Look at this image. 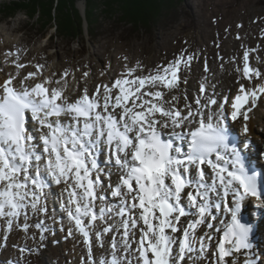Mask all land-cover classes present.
<instances>
[{
  "label": "snow or ice",
  "instance_id": "obj_1",
  "mask_svg": "<svg viewBox=\"0 0 264 264\" xmlns=\"http://www.w3.org/2000/svg\"><path fill=\"white\" fill-rule=\"evenodd\" d=\"M192 59L181 55L139 76L135 75L141 67L137 64L111 86L98 85L92 95L85 88L71 101L66 95L67 71L55 82L45 79L31 87L22 82L17 88L10 77L0 85V219L7 230L14 223L20 227L23 217L22 229L27 231L29 210L47 213L50 184L46 175L52 183L64 185L63 208L83 236L89 258L96 221L119 217L115 225L96 233L99 240L114 228L122 232L120 241L112 238L111 259L101 257L99 264H185L186 258L196 264L190 254L207 250L203 238L199 249L193 246L196 230L209 218L216 220L211 210H220L222 204L230 220H221L223 227L216 230L222 238L215 246V264H236V254L253 247L254 221L244 220L241 207L248 197L264 196L261 174L250 171L240 149L230 143L224 115L227 97L215 114L211 106L217 100L212 97L202 103L198 96L196 108L185 103L187 111L178 107L177 96L166 99L179 86L182 67H189ZM237 71L249 80L262 75L249 64L247 51ZM38 74L42 73H29L25 80ZM52 83L58 86L50 88ZM200 92H206L204 84ZM261 95L264 83L249 89L241 84L231 100V119L242 118L245 133L248 114ZM101 145L119 172L114 187L112 173H105L98 161ZM102 174L107 175V189L118 203L107 201ZM229 197L231 206H227ZM189 209H195L198 218L181 227V218L193 215ZM259 214L264 219V209ZM35 227L45 230L42 221ZM177 232L182 235L177 237ZM244 264L255 261L246 259Z\"/></svg>",
  "mask_w": 264,
  "mask_h": 264
},
{
  "label": "rangeland",
  "instance_id": "obj_2",
  "mask_svg": "<svg viewBox=\"0 0 264 264\" xmlns=\"http://www.w3.org/2000/svg\"><path fill=\"white\" fill-rule=\"evenodd\" d=\"M107 1H109L107 6L103 0L94 1L93 5L98 7V11L93 13V10L90 11L93 6L88 4V0H78L75 9L84 20L81 26L75 22L73 15L75 9L64 8L62 15H69V18L64 17V19L72 22L70 26L72 35H67L64 28L62 31L58 30L57 26L62 20L58 16L57 19H53L54 13L52 19L46 15L42 20L37 15L29 16L21 10L12 17H6L15 8H26L29 4L35 6L40 2L39 0H0V46L2 49L5 47L6 38L11 43L8 49L0 51V74L4 73V68L14 69L15 72L6 75V80L14 77L13 83L21 86L22 82L23 84L29 82V79L23 81L18 78L21 74L19 71L24 68L28 74L42 73L37 75L41 80H51V76L54 75L55 81L60 80L67 71L71 88L77 90L76 82L86 83L88 78L92 79L96 67L99 68L100 75H106L113 70H119V73L123 74L128 68H135L139 64L141 67L137 69L136 74L147 75L158 66H166L181 55L187 57L191 54L193 59L190 66L182 67L179 73V86L166 96V99L171 98L172 95L177 96L180 105L185 107V103L192 104V101H195L196 93L200 91L202 82L198 81L200 76L196 78L195 73H205L206 64L209 63L213 68L212 64L215 63V74L223 70L225 63L228 64L232 59H239V64L243 67V51L251 50L250 61L260 60L256 64L260 65L262 61L260 66L264 65V55L261 50L264 48V0H146V6L139 5L137 0ZM88 11L92 12V20H94L91 26L92 35L89 33V24L85 19ZM210 28L213 30V36L203 39L205 30ZM251 30L253 36L250 39L246 37V32ZM229 39L232 42H229ZM19 47L24 54L23 57L17 50ZM119 52H126V57L119 55L117 58ZM88 59L92 62L82 64V61ZM17 64L24 67L18 68ZM29 64L32 65L30 68H28ZM38 65H42L43 68L38 69ZM85 73L87 76L84 75ZM202 76L206 77L204 74ZM35 78L30 81L33 83ZM108 81H111V78ZM2 83H4L3 79L0 80V85ZM191 83H194L193 88L189 87ZM83 85L84 88L88 86ZM105 181L108 182L107 179ZM96 204L99 209L100 201ZM63 214V219L55 218L57 222L53 216L47 217L51 223L57 224L56 230L52 225L47 224L50 223L47 221L45 225L50 229L47 228L48 226H43L45 230L41 232L35 225L44 221L41 216L43 214L34 215L30 212L28 220L33 219L34 215L37 221L32 220L30 224L32 227L25 231L24 236L11 235L9 238L6 223L0 221V264H46V262L78 264L77 255L81 250L80 246L84 252V255L82 254L85 256L82 259L84 262L89 257L84 238L77 230L75 232L78 235L72 233L76 229L74 223L64 209ZM98 223L101 227L97 225L95 229L94 227L91 229L94 233L93 239L96 233L103 232L108 226L107 222L98 220ZM22 225L17 228L23 232ZM54 231H57L59 241ZM104 234L111 237L110 232L103 233L98 240L100 248L93 247L92 256L88 258L90 264L94 257L98 261L101 257L109 258L108 252L111 253L112 249L109 238ZM41 236L44 238L41 239ZM118 237L121 239V236ZM21 242H30V244L21 246L19 245Z\"/></svg>",
  "mask_w": 264,
  "mask_h": 264
},
{
  "label": "bare ground",
  "instance_id": "obj_3",
  "mask_svg": "<svg viewBox=\"0 0 264 264\" xmlns=\"http://www.w3.org/2000/svg\"><path fill=\"white\" fill-rule=\"evenodd\" d=\"M233 16V15H232ZM261 22V21H260ZM259 22V23H260ZM258 23V22H257ZM261 24V23H260ZM206 25H207V27L206 28H208L209 27V25L207 24V22H206ZM256 26H258V25H256ZM256 28V27H255ZM221 29V28H220ZM210 30H211V28H210ZM210 30H208V29H206L205 30V32H206V34H204L203 36V39H205V38H207V37H209L210 35L211 36H213L212 35V31L213 30H211V32H210ZM226 30V29H225ZM218 32V31H217ZM246 32V31H245ZM253 33H252V30L251 31H249V32H246V37L247 38H249L250 37V39H251V37L253 36L252 35ZM213 38V37H212ZM236 39H239V38H236ZM212 40V39H211ZM261 40V39H260ZM229 42L231 41L232 42V40L231 39H229L228 40ZM10 41L6 38L5 39V47L2 49L1 48V46H0V51H2L3 52V50H6V49H8V47L9 46H11V43H9ZM210 42V41H209ZM12 44H14V43H12ZM234 46V45H233ZM235 47V46H234ZM255 47V46H254ZM249 48V47H248ZM42 49H44V48H42ZM263 49L264 48H261V50H262V55H264V51H263ZM18 51H19V53L21 54V56L23 55L24 56V54H23V52L21 51V48L19 47V49H17ZM186 50V49H185ZM225 51H226V48H225ZM244 51H243V55H244ZM249 54L251 53V50H250V52H248ZM126 52H119V54L116 56L117 58H118V56L119 55H124L123 57H126ZM188 54V53H187ZM256 54V53H255ZM18 55V54H17ZM189 55H191V54H189ZM242 55V56H243ZM252 55V54H251ZM21 56H19L20 58H22ZM192 56V55H191ZM226 56H228V55H226ZM51 57V56H50ZM141 59V58H140ZM92 62L91 61V59H88V60H85V61H82V64H85L86 62ZM258 61H260V60H258ZM258 61H256V59H254L253 60V62L252 61H250V59H249V64L252 66V67H254V68H257V69H259L260 70V72L262 73V75H261V77L260 78H256V77H253L251 80H249V79H247V78H243L242 77V73L241 72H239V71H237V68L239 67V68H242V65H240L239 64V59H236V60H234V59H232V61H230L228 64L227 63H225V65H224V69L223 70H219L216 74H215V63L214 64H212V67L213 68H211V66H210V64L208 63V65L206 64V67L207 68H205V66H204V64H203V69L205 70V73L204 72H202V73H199V72H196L195 73V75H196V78H197V76L199 77L200 76V79H198V81H200L201 80V84H204L205 85V87H206V92L205 93H201L200 91H198L197 93H196V98H197V96H199V97H202V100H201V102L202 103H205L206 102V100H207V98L208 97H212V98H215V99H217V105H215L216 107H217V110H212L213 109V105L211 106V112L213 113V114H215L217 111H218V105L220 104V103H222L223 102V99L225 98V97H228L229 96V100H230V103H231V100H232V98L236 95V94H238V91H239V87H240V85L241 84H243L244 85V87L246 88V89H249V88H255V87H258L261 83H264V65H262V66H260L263 62L261 61V64L260 65H258V64H256ZM0 63H1V61H0ZM32 65H28V68H30ZM208 66H210V68H211V70L209 71V69L210 68H208ZM102 69L103 68H101V71H102ZM95 75H94V77L91 79V78H88V80H87V82L86 83H82L81 81H78V82H76V84L78 85H76L75 84V86H77L78 88H77V90H75V89H73V88H71V84H70V79L69 78H66V81H67V91H66V95H68L69 96V100L71 101V100H73V99H75V98H78L82 93H83V90L85 89L84 87V85L83 84H86V85H88L86 88L88 89V92H89V94L90 95H92L93 94V92H94V90H95V88L98 86V85H104V84H108L109 86H111V84L114 82V80L115 79H117V78H120V76H121V74L119 73V70H113L112 72H108V74H102V75H100V72H99V68L98 67H96L95 68ZM146 70V69H145ZM4 73L3 74H0V80L1 79H3V81L5 82L6 81V75L7 74H11L12 72H15L14 71V69H12V68H4ZM93 71V70H92ZM125 71H127V70H125ZM21 74H20V76L18 77V78H20V79H22L23 81L25 80V77H27V74H28V71L24 68L23 70H21V71H19ZM2 73V72H1ZM125 73V72H124ZM209 74V73H211L212 75H210L209 74V76L211 77H209L207 74ZM120 74V75H119ZM204 74V76H206V77H203L202 75ZM5 75V76H4ZM49 75V74H48ZM51 75V74H50ZM135 75H137L136 73H135ZM8 76H10V75H8ZM139 76V75H138ZM233 76H236V77H233ZM37 77V76H36ZM52 78H53V80H52V78H51V80L53 81V82H55V76L54 75H52L51 76ZM114 77V78H113ZM111 78V81H108V79H110ZM113 78V79H112ZM235 78V79H234ZM211 79H213V80H211ZM28 80V79H27ZM27 80H25V81H27ZM30 80H32V79H29V82L27 81L26 83H25V85L26 86H28V87H31V86H34L36 83H39V82H42V81H44V80H41L39 77H37V78H35L34 79V82L32 83ZM60 80H61V78H60ZM215 81H217V82H215ZM62 83H63V81H62ZM14 84V83H13ZM50 88H52V87H57L58 85H56L55 83H52L51 85H48ZM189 87H191V88H193L194 87V83H191L190 85H189ZM211 93H213V95L211 94ZM188 95H189V92H188ZM195 98V99H196ZM168 99H170L169 97H168ZM194 99V98H193ZM178 104L180 105L181 104V102H178ZM188 104H189V102H188ZM191 105H195V106H193V108H196L197 107V105L195 104V101H192V104ZM178 107H180L181 109H184L185 111H187V109H185V107H183L182 105H180V106H178ZM224 109H225V107H224ZM117 111H119V110H117ZM207 111V110H206ZM248 115H250L251 116V118H250V121L248 122V124H249V127L251 128V130L252 131H256L258 134H260L261 136H264V95H261L260 96V98L257 100V102H256V107H254L253 109H252V111L248 114ZM241 122H243V120H242V118H240L239 119ZM259 122V125H260V127H263V130H261V128H258V126H257V123ZM243 123H245V122H243ZM192 128H195L196 127V125L195 124H193L192 126H191ZM118 175H119V172H118V169H117V172H115V173H113L112 174V176H111V180H112V182H113V187L115 186V181L117 180V177H118ZM106 182V181H105ZM108 183V182H107ZM54 188H56L57 189V191L58 192H60L61 193V195H62V199H63V202H61V206L63 207V205L65 204V202H66V193L64 192V185L63 184H60V185H56L55 184V187ZM187 191V190H186ZM47 200V201H46ZM46 200H45V203H46V207H47V209H48V211H47V213L45 214V213H42L43 215H41V216H43L42 218L44 219V221H43V226H48V225H45L46 223H47V221L48 222H50L49 220H47V217H49V216H55V217H53L54 219L56 218V217H59V215H57L54 211H51V207L53 206H50L49 205V203L50 202H52L53 201V199H52V197L51 196H49L48 198H46ZM113 201L114 202H118V199L117 198H113ZM59 203V202H58ZM184 203L186 204L187 202L186 201H184ZM97 211H98V208H97ZM189 211L190 212H192L193 213V215H191V216H188V217H184V218H181V227H186V225H187V223L188 222H190L191 220H193V219H196L195 217H197V216H195V209H189ZM31 212V210H29V212H28V214ZM109 214H111V213H109ZM35 215V214H34ZM33 215V219H31L30 221L29 220H27V223L30 225L31 224V222H32V220H34V221H37V220H35V216ZM112 215V214H111ZM62 216V215H61ZM195 216V217H194ZM114 218V217H113ZM112 218V219H113ZM61 219H63V216L61 217ZM116 220V221H115ZM118 220H119V217H115L113 220H107V225L109 226V225H115L117 222H118ZM0 221L1 222H5L3 219H0ZM55 221H56V219H55ZM57 222V221H56ZM97 222H98V220L96 221V224H95V226H99V223L97 224ZM18 223H19V225H22L23 223H24V218L23 217H21L20 218V220L18 221ZM87 223V222H86ZM47 224H50V225H52V227H54V229L56 230V227H57V224L54 222V223H47ZM208 220L204 223V224H202V225H200V227H198L197 228V230H196V233H197V240H196V242L194 243V247L196 248V249H199V247H200V244H199V240L201 239V238H203V240H204V242H205V244L207 245V250H206V252L205 253H203V254H201V253H199L198 251L197 252H194V253H192V254H190L193 258H195V261H196V264H215V259H216V257H215V252H216V243H217V241L219 240V239H221L222 238V232H218V231H216L215 229H213V228H209L208 226ZM14 226V228L12 227V229H11V231L9 232L8 230H7V232H8V234H7V237L9 238V236H11V235H21V236H24V233H25V231H20L18 228H17V225H13ZM95 226H94V228L93 229H95ZM32 227V225H30V227L29 228H31ZM99 227H101V226H99ZM99 227H97V228H99ZM223 227V225H219V229L220 228H222ZM28 228V229H29ZM47 228H49V226L47 227ZM263 228H264V222H262V224L260 225V229H259V231H258V233L259 234H261L262 233V230H263ZM50 229V228H49ZM32 230V229H31ZM75 230L76 229H74V231L72 232V233H74L75 232ZM54 232H56V239L59 241V238L57 237V231H54ZM91 233H92V249H93V247L94 248H96V249H98V248H100V244L98 243V240L96 239V237H95V239H93V236H94V233L91 231ZM75 234L76 235H78V233L77 232H75ZM1 235V234H0ZM72 235V234H71ZM96 235V234H95ZM105 235V237H107V238H109V240H110V245H111V241H112V238L113 237H115L116 238V240L117 241H120V238L118 237V235L119 236H121L122 235V232L121 233H117L116 231H115V228L113 229V231H112V233L110 234L111 235V237L110 236H108V235H106V234H104ZM175 235L177 236V237H180L181 235H182V233H180V232H177V233H175ZM73 236H74V234H73ZM139 236V232H137V237ZM69 237V236H68ZM83 237V236H82ZM44 238V237H43ZM69 240V239H68ZM94 240V241H93ZM84 241V240H83ZM10 242H12L13 243V241H11L10 240ZM18 243V242H17ZM26 243H28V242H21L19 245H21V246H27V244ZM28 244H30V242L28 243ZM80 246V245H79ZM9 247H11V246H9ZM133 249H135V247H136V245L135 244H133ZM79 249H81L80 251H78V264H90V260L87 258L86 260H84V262L82 261V259L85 257V256H83L84 255V252H83V249H82V247L80 246V248ZM101 250H102V247H101ZM17 251H20V250H17ZM174 251H175V249H174ZM97 253H99V252H97ZM109 253V260L111 259V253L110 252H108ZM83 254V255H82ZM246 252H245V254H242V255H240V254H236V256H237V259H236V264H244V261L246 260V259H248V257L246 256ZM240 255V256H239ZM131 258V257H130ZM93 260H95L96 262H97V264H99V261H98V259L97 258H95L94 257V259ZM263 259L262 260H260L257 264H263ZM185 264H193V262H192V260H190V259H187L186 258V260H185Z\"/></svg>",
  "mask_w": 264,
  "mask_h": 264
},
{
  "label": "trees",
  "instance_id": "obj_4",
  "mask_svg": "<svg viewBox=\"0 0 264 264\" xmlns=\"http://www.w3.org/2000/svg\"><path fill=\"white\" fill-rule=\"evenodd\" d=\"M39 1L40 2L38 4H36L35 6H32V4H29V5H26V6H28L26 8L17 7L14 9V11L9 12L6 17H12L20 10L24 11L25 14H27L29 16L37 15V16H39V18L41 20H42V18L46 17V15L49 19H52L53 17H54L53 19H57V16H58V17H61L60 20H62V23L60 22V24L57 26L58 30L62 31V29L64 28L66 30L64 32L67 35H72V32L70 31V28H71L70 26H71L72 22H69V21H67V19H64V17L69 18V15L63 16L62 14H63L64 8H68L69 10L75 9L76 8L75 5H76L78 0H39ZM94 1H97V0H88V4L91 7L93 6L92 9H90V11L93 10L92 11L93 13H94V11L95 12L98 11V7L93 5ZM103 1H104L105 6H107L109 1H107V0H103ZM147 1H149V0H147ZM137 2L139 3V5H143V4L145 6L147 5L146 0H137ZM15 4H17V3L15 2ZM90 11H88L86 13L85 19L87 20V22L89 24V33L92 35L93 31H92L91 26L94 24V20H92L93 15H92V12H90ZM53 13L55 14V16L52 17ZM73 15H74V19H75V22L77 23V25L81 26L84 23V20L81 17V15L79 14V11L77 9H75V13ZM114 15L116 16V14H114ZM130 22L133 24L132 21H130Z\"/></svg>",
  "mask_w": 264,
  "mask_h": 264
}]
</instances>
